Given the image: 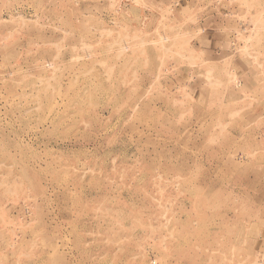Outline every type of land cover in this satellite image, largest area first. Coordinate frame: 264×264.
I'll return each instance as SVG.
<instances>
[{"label":"rangeland","instance_id":"obj_1","mask_svg":"<svg viewBox=\"0 0 264 264\" xmlns=\"http://www.w3.org/2000/svg\"><path fill=\"white\" fill-rule=\"evenodd\" d=\"M0 264H264V0H0Z\"/></svg>","mask_w":264,"mask_h":264}]
</instances>
